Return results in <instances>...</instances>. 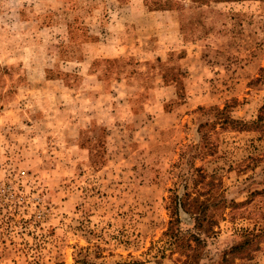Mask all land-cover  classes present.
I'll use <instances>...</instances> for the list:
<instances>
[{"label": "rangeland", "instance_id": "1", "mask_svg": "<svg viewBox=\"0 0 264 264\" xmlns=\"http://www.w3.org/2000/svg\"><path fill=\"white\" fill-rule=\"evenodd\" d=\"M130 4L0 0V264H264V0Z\"/></svg>", "mask_w": 264, "mask_h": 264}, {"label": "crops", "instance_id": "2", "mask_svg": "<svg viewBox=\"0 0 264 264\" xmlns=\"http://www.w3.org/2000/svg\"><path fill=\"white\" fill-rule=\"evenodd\" d=\"M145 2H146V0H131V4L133 3L135 6H139V7H141V8H143L142 6H145ZM130 4V5H131ZM145 12L146 13H149L148 11H146L145 10ZM157 12H159V11H153L152 13H149L150 15H156L157 14ZM168 11H162V13L164 14V13H167ZM170 12H173V11H170ZM171 16V15H170ZM172 17V16H171ZM171 19H173L172 21H171V24H172V28H173V30L174 29H179V26H180V24H179V20H175L174 21V18H171ZM162 26H168V24L166 23V22H163L162 23Z\"/></svg>", "mask_w": 264, "mask_h": 264}, {"label": "trees", "instance_id": "3", "mask_svg": "<svg viewBox=\"0 0 264 264\" xmlns=\"http://www.w3.org/2000/svg\"><path fill=\"white\" fill-rule=\"evenodd\" d=\"M223 1H233V0H223ZM262 72L264 74V69ZM251 125H257L259 128H264V107L261 111V115H259L258 119L256 121L252 122ZM183 206L186 207V203H184Z\"/></svg>", "mask_w": 264, "mask_h": 264}]
</instances>
